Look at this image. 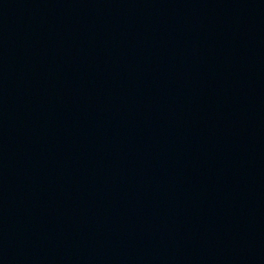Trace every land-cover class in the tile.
<instances>
[{
    "label": "water",
    "instance_id": "obj_1",
    "mask_svg": "<svg viewBox=\"0 0 264 264\" xmlns=\"http://www.w3.org/2000/svg\"><path fill=\"white\" fill-rule=\"evenodd\" d=\"M0 264H264V0H0Z\"/></svg>",
    "mask_w": 264,
    "mask_h": 264
}]
</instances>
